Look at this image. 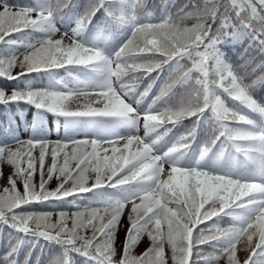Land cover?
I'll return each mask as SVG.
<instances>
[{
    "label": "snow or ice",
    "instance_id": "obj_1",
    "mask_svg": "<svg viewBox=\"0 0 264 264\" xmlns=\"http://www.w3.org/2000/svg\"><path fill=\"white\" fill-rule=\"evenodd\" d=\"M142 4L143 0H94L75 18L71 34L65 31L60 39H52L58 32L57 19H71L67 14L58 17L60 0L0 5V78L21 80L57 68L71 72L66 66H78L85 77L79 81L82 87L67 91L34 90L23 79L24 87L14 88L10 97L0 90V103L22 101L34 106L38 116L43 110L63 117L66 130L90 128L99 134L91 140L56 141L47 181L45 141L29 140L26 150H12L7 142H0V165L12 168L8 186L0 192V223L59 246L51 264H74L71 253L87 258L89 264H168L165 244L172 264H190L194 255L203 257L204 264H215L224 255L227 264H241L237 245L242 239L250 249L243 264H264V106L250 93L256 81L245 82L243 73L234 70L227 53L221 51L230 43L250 40L258 41L264 53V0H203L202 5H192L193 11L181 8L178 18L167 12L165 0L156 22L152 12L137 14ZM189 20L193 21L190 27ZM26 29L41 37L33 42ZM116 30L131 33L119 46L108 39ZM13 33L20 36L14 38ZM64 37L70 43L65 44ZM19 48L30 50L22 60L16 55ZM165 65L182 74L161 87L146 109H140L153 88L148 84L137 93L140 77L162 73ZM17 66L21 71L12 76ZM177 87L184 93L172 104ZM89 90L102 107L85 104L82 110H70L73 97L90 95ZM224 95L258 119L229 108ZM186 118H195L194 127L162 150L169 143L165 138ZM141 120L142 137L133 134ZM206 124L212 131L211 146L205 144L198 158L192 157V144ZM33 128L42 131L37 121ZM119 128L128 129L129 134H116ZM37 144L41 147L38 161L32 155ZM68 144L73 145L71 152L66 151ZM104 144L109 147L101 150ZM37 163L38 190L33 183ZM54 177L58 184L49 190L47 182ZM17 182L23 184L22 193ZM106 187L115 191H105ZM77 193L92 197L84 211L72 214L71 227L64 212L53 222L51 213L25 210L33 203L63 201ZM213 217L217 219L211 227H198ZM223 217L231 218L227 228L220 226ZM121 230L122 249L116 259ZM88 231L91 236L82 234ZM145 235L151 246L133 256ZM205 244L219 255L204 256L199 246ZM15 252L13 248L3 264Z\"/></svg>",
    "mask_w": 264,
    "mask_h": 264
},
{
    "label": "trees",
    "instance_id": "obj_2",
    "mask_svg": "<svg viewBox=\"0 0 264 264\" xmlns=\"http://www.w3.org/2000/svg\"><path fill=\"white\" fill-rule=\"evenodd\" d=\"M0 1V5L3 4ZM16 1L19 0H5L6 3L11 4V5H16L19 6ZM32 4H34L35 0H26ZM53 2L55 3V0H53ZM61 2V10L60 12H58V17L60 15H65L67 14V17H71V19L76 18L77 16H82L86 10V8L88 7V5L92 2H94V0H60ZM201 4L203 3V0H167V12L169 14H171L174 18H178L176 17V14L180 11L181 8H184L185 6H187L186 11H193V4ZM64 4H70L71 7L70 8H65L63 7ZM164 4H165V0H143V4L140 8L137 9V14H141V13H145V12H152L154 14L153 16V22H156V20L160 17L161 12L164 8ZM73 5H75L76 10L73 11ZM100 15L101 13L97 14L96 19L99 20L100 19ZM57 21H60V19H57ZM193 21L189 20L187 22V25L190 27ZM75 27V23H73L71 25V28ZM125 33V31L122 30H116V32H114L113 34L115 35H119V34H123ZM131 35V33H130ZM130 35H128V37H130ZM124 42V40H121L119 43L122 44ZM242 50L250 52L252 54L251 58V62H246L243 65V61L242 59H238L237 58V54L238 52H240ZM221 51H224L227 53V62L230 63L234 70H237L241 73L242 72V68L243 66H246L247 68H249V73H243L244 75V79L245 82L251 83L252 81H256L255 85L250 89V93L253 96V98L255 100H257L262 106H264V84H262L260 81L264 80V67L261 69V71L259 72H253L252 69L255 67V65L257 64V66H259L261 63L264 64V53H261V51L259 50V43L258 41L256 43H253L250 40H244L242 42L239 43H230L226 46H224ZM245 62V61H244ZM182 63H187V62H182ZM242 64V65H241ZM181 72H176V70L174 69H169V67L166 65L163 68L162 73H152L151 77L149 78H144V77H140V82H139V87L138 89H140V92H143L144 89L148 86V84H152L153 88L151 89V96L149 98L148 101L142 102V104L139 106L140 108H147L148 104L151 103L152 99L159 94L160 88L163 87L166 83H170L175 81L176 79H178L179 75H181ZM250 74V75H249ZM137 89V90H138ZM173 91L175 92V94L178 93H184V89L177 87L175 89H173ZM223 99L225 100L227 106L229 108L232 109H238L240 111H243L245 113H247L246 109H243L242 106H240L237 102L232 101L230 98L227 99L226 97H223ZM251 118H255L258 119L257 115L255 113H247ZM192 118H189L188 120L185 121V124L189 125L191 123ZM68 137V135H66ZM39 157V156H38ZM38 157H37V161H38ZM45 162L48 164V166L51 165L52 161L49 160H45ZM59 163L63 164V157L61 158V160L59 159ZM36 173V172H35ZM3 178H0V192H1V187L3 185ZM39 183L40 181L38 180L36 182V188L37 190L39 189ZM17 188L18 190L22 193V189L19 188V185L17 184ZM45 202H41V203H35V205L31 204V205H27L25 206V210L29 213H35V214H41V213H51V219L52 221L55 219V216L57 215L56 213H58L56 210H44L42 208V206L44 205ZM34 206V207H33ZM12 232H15L14 230L11 229ZM20 234V233H19ZM32 237V236H29ZM55 245V244H54ZM57 246V245H55ZM254 246V245H253ZM2 258H5L1 248H0V264H3ZM55 257H49V258H45V259H41V260H35L33 261L32 264H51V261L54 259ZM15 263V261H13ZM11 261L10 259L8 260V264H10ZM17 264H22L21 261H17Z\"/></svg>",
    "mask_w": 264,
    "mask_h": 264
},
{
    "label": "rangeland",
    "instance_id": "obj_3",
    "mask_svg": "<svg viewBox=\"0 0 264 264\" xmlns=\"http://www.w3.org/2000/svg\"><path fill=\"white\" fill-rule=\"evenodd\" d=\"M96 99H97V97H78V98H74L68 103V107H69L70 110H82L83 106L85 104H90L92 107H102V104L95 103ZM11 173H12V168L5 163L4 164V176H3L4 179H3V185L1 187L2 188L1 192H2L4 187L8 186L7 185V179H8V176L11 175ZM17 184H18V182H17ZM128 211H130V208H129ZM124 224H127V213H126V216L124 217ZM167 250H168V256H169V264H172V262H171V252H170V250L168 248H167Z\"/></svg>",
    "mask_w": 264,
    "mask_h": 264
}]
</instances>
